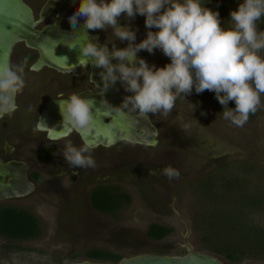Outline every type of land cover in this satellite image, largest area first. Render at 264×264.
<instances>
[{
    "label": "clouds",
    "instance_id": "obj_1",
    "mask_svg": "<svg viewBox=\"0 0 264 264\" xmlns=\"http://www.w3.org/2000/svg\"><path fill=\"white\" fill-rule=\"evenodd\" d=\"M121 14L130 19L137 14L145 17L148 31L139 43L135 42L136 30L118 23ZM262 17L264 0H241L238 8L230 11L227 27L225 22L222 25L219 12L206 7L201 0H80L69 16L72 26L83 18L87 30L110 28L112 37L128 41V45L117 48L114 39L108 37L105 43H100L99 37L89 39L80 46L77 64H72V68L91 64L101 69V96L119 81L131 95H126L119 106L106 99L100 102L111 104L117 111L127 109L142 119L149 118V114L167 119L177 99L181 95L185 99L195 88L197 93L214 91L224 106L223 118L243 127L250 114L261 107L264 95V56L260 54L264 50V30L258 27ZM155 49L162 50L170 63L157 67L137 55L141 50L153 53ZM60 57L67 62V56ZM113 59L117 62L113 63ZM27 65V56L19 63L0 64V120L11 118L19 108L17 95L25 87ZM229 101L235 102V108L228 107ZM57 103L63 127L85 133L95 127L93 110L97 112L99 108L93 97L73 92L67 99L58 98ZM177 120L184 133L193 127L191 122L184 121L182 113ZM44 127L48 126L41 118L36 128ZM64 135L58 133V137ZM92 150L93 144L87 140L79 147L66 140L62 155L70 167L87 170L96 167ZM160 173L169 181L180 176L171 165ZM155 174L154 169L149 170V175Z\"/></svg>",
    "mask_w": 264,
    "mask_h": 264
},
{
    "label": "rangeland",
    "instance_id": "obj_2",
    "mask_svg": "<svg viewBox=\"0 0 264 264\" xmlns=\"http://www.w3.org/2000/svg\"><path fill=\"white\" fill-rule=\"evenodd\" d=\"M118 23L136 30V43L146 37L148 29L143 15L137 14L130 19L121 14ZM103 35L116 40L117 48L128 45V41L112 37L110 28ZM260 54L264 56V50ZM139 56L157 67L170 63V58L160 49L153 53L141 50ZM229 108H235L234 101ZM181 113L185 122L193 124L188 133L179 128L177 116ZM152 116L159 121L163 138L158 146L142 149L146 162L155 165L141 169L147 174L142 184L127 188L131 198L128 204L114 214L92 211L91 218L87 219L84 207L83 211L70 208L63 195L45 190L25 202V207L40 219L42 234L28 240L0 236V264H68L85 259V251L92 248H104L122 257L145 252L183 255L185 248L179 244L183 243L186 228L175 209L189 225L188 240L196 251L205 252L200 250V236L195 228L197 216L207 208L216 207L215 202L220 198L222 208L227 210L242 191L241 188L225 191L217 185L211 190L212 195L205 196L200 181L216 172L223 178L241 175L249 190L261 193L263 205L253 210L251 217L257 224L264 225V95L261 107L250 114L243 127L225 120L219 108L201 102L194 93L185 99L181 95L167 119L161 115ZM220 163L227 164L224 173L215 170ZM158 165L178 169L179 178L169 181L157 177L159 171L155 166ZM150 169L156 174L149 175ZM151 223L166 225L171 231L160 240L150 239L146 231ZM256 263H264V260L247 258L234 264Z\"/></svg>",
    "mask_w": 264,
    "mask_h": 264
},
{
    "label": "flooded vegetation",
    "instance_id": "obj_3",
    "mask_svg": "<svg viewBox=\"0 0 264 264\" xmlns=\"http://www.w3.org/2000/svg\"><path fill=\"white\" fill-rule=\"evenodd\" d=\"M24 1L32 8L35 19L45 14V18L36 26L39 30L52 24L55 27L67 25L72 10L80 2L75 0L70 4L69 0ZM87 31L98 34L100 43H105L107 39L103 32H108L109 29ZM108 38L112 39L110 35ZM108 47L111 50V43ZM137 55L139 56V52ZM25 56L28 57V65L24 74L25 87L17 95L19 108L11 118L5 117L0 120V161L18 176L15 182L16 194L1 199L0 208L9 205L29 210L25 207V202L45 190H53L58 195H63V198L69 202L70 208L79 211L84 207L88 215L87 219L92 211L102 214L92 206V191L97 187L107 189L117 187L119 191L129 195L128 187L142 184L147 175L142 171L143 168L155 165L146 162L147 158L142 154V149L160 144L163 134L160 131L159 121L151 114L148 120L138 117L140 127L146 130L148 136L152 134L148 121L156 127L157 142L154 146L128 141H120L108 147L97 146L91 152L96 162L95 168L85 170L70 167L62 151L66 140H71L77 147L81 146L83 142L79 134L72 130L67 136L52 140L48 137L49 128H36L40 116L46 104L51 101H57L58 98L67 99L73 92L82 96L98 97L103 89L98 80L91 78L92 74L88 66L80 74L61 72L48 66L39 70L31 69L39 58V51L27 47L24 42L14 46L10 62L19 63ZM135 114L138 115L136 112ZM159 166H155L159 171L156 176L162 180L168 179L160 173V170L166 166ZM82 219L84 220L83 216Z\"/></svg>",
    "mask_w": 264,
    "mask_h": 264
},
{
    "label": "water",
    "instance_id": "obj_4",
    "mask_svg": "<svg viewBox=\"0 0 264 264\" xmlns=\"http://www.w3.org/2000/svg\"><path fill=\"white\" fill-rule=\"evenodd\" d=\"M74 1L69 0L70 4ZM44 18L45 14H42L40 18L35 19L32 8L24 0H0V64L10 62L14 46L17 43L24 42L27 47L39 51V58L31 69L39 70L44 66H48L61 72L80 74L85 67L77 65L74 70L72 68V64H77V58L80 55L79 48L87 40L95 39L99 35L91 34L87 31L83 26V18H80L79 23L75 26H72L69 22L67 25L60 27H55L52 24L43 27L41 30L37 29V24ZM67 45L74 46V49H69ZM61 55L68 57L67 62L60 57ZM112 62L116 63L117 61L113 59ZM88 67L92 77L99 81L100 87L103 89V82L99 76L101 69L91 64ZM126 95H131V93L126 92L123 85L117 81L114 86L109 87L103 96L100 94L98 97L92 96L99 111L95 112V109L93 110L95 127L87 133L83 130H70L68 127H63L57 101H51L46 104L40 120L42 118L47 126L50 127L48 137L52 140L65 137L72 130H75L82 142L87 140L93 144V148L97 146H112L120 141H133L132 143L154 146L157 142L155 139L157 130L153 124L148 121L152 129V134L148 136L146 130L140 127L139 116L135 112L127 109L117 111L112 106L121 105ZM102 99H106L112 105L101 104ZM58 133H64L65 135L58 137ZM17 177L13 170H10L6 167V164L4 165L0 161V200L16 194L15 182ZM175 212L179 215L186 228L183 243L180 244L186 251L183 255L145 252L124 256L116 263L84 259L68 264H224L210 253L195 250L193 244L188 240L189 225L177 209H175Z\"/></svg>",
    "mask_w": 264,
    "mask_h": 264
},
{
    "label": "trees",
    "instance_id": "obj_5",
    "mask_svg": "<svg viewBox=\"0 0 264 264\" xmlns=\"http://www.w3.org/2000/svg\"><path fill=\"white\" fill-rule=\"evenodd\" d=\"M207 2L206 7L218 11L221 23L229 26L230 11L238 8L237 0H201ZM203 4V3H202ZM258 27L264 30V17L258 21ZM192 93L202 101L211 103L223 111L214 91L205 90L197 93L193 88ZM232 101H229L228 107ZM226 163H220L215 169L224 173ZM246 169L249 166L245 167ZM204 195H212V189L221 185L223 190L240 189L241 193L235 198L234 205L227 210L222 208V199L215 202L216 207L207 208L197 216L195 228L199 232L200 250L213 254L224 264H234L247 258L264 260V225L257 224L251 217V212L261 208L263 199L261 193L249 190V185L241 175L223 178L217 172L200 181ZM131 198L113 187H97L92 191L91 202L95 210L102 214H114ZM171 228L157 223H151L146 231L150 239L160 240L170 233ZM42 234L41 221L32 212L22 207L4 205L0 208V236L14 240H28L37 238ZM84 258L93 261L116 263L122 255L110 252L104 248L86 250Z\"/></svg>",
    "mask_w": 264,
    "mask_h": 264
}]
</instances>
